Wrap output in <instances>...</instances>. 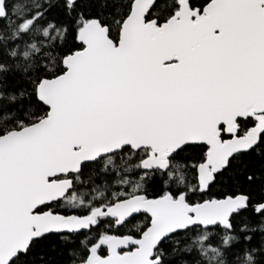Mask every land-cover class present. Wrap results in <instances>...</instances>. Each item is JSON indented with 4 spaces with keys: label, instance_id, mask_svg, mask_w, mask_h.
<instances>
[{
    "label": "snow or ice",
    "instance_id": "snow-or-ice-1",
    "mask_svg": "<svg viewBox=\"0 0 264 264\" xmlns=\"http://www.w3.org/2000/svg\"><path fill=\"white\" fill-rule=\"evenodd\" d=\"M0 264H264V0H0Z\"/></svg>",
    "mask_w": 264,
    "mask_h": 264
}]
</instances>
